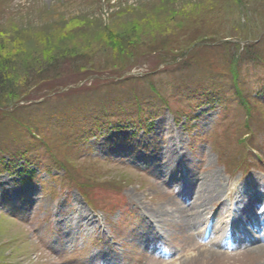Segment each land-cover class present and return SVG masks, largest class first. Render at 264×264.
<instances>
[{
  "label": "rangeland",
  "instance_id": "rangeland-1",
  "mask_svg": "<svg viewBox=\"0 0 264 264\" xmlns=\"http://www.w3.org/2000/svg\"><path fill=\"white\" fill-rule=\"evenodd\" d=\"M223 1L226 0H0V61L8 56L13 62L20 60L27 64L31 56H40L38 61L31 60L40 62L35 65L37 68H29L30 78L35 81L44 75H38L43 60L58 51L62 43H70L71 49L77 51L72 59H79L57 62L50 68V75L45 73L48 77L46 84L40 85V93H35L32 88L16 105L23 110L13 113L9 109L0 114L11 112L17 115L15 119L18 120L20 114H29L30 107L34 106L39 110L32 115L42 112L49 115L50 109L56 106L77 102L74 101L77 98L93 101L99 93L106 92L112 94L109 99L116 101L106 105L105 109L112 108L113 104L125 109L135 106L136 102L120 99L119 96H135L147 84L161 81V87L171 93L169 85L184 83L189 86L182 85L180 93H195V89L201 92L204 88L201 90L200 87L211 86L208 83L212 80L210 77L207 79V74L218 73L225 78L233 68L238 69L242 85L249 95L247 107L231 100L215 109L206 104L198 110L193 107V111L196 110L194 114L188 111L183 99L178 101L171 97L168 103L170 110L161 109L144 126L128 125L118 119L116 123H124L118 128L117 125L92 128L90 131L95 137L80 141L83 145L81 151H75V148L69 151L65 144V148L56 147L67 130L66 125L44 129L43 142H36L29 151L31 157L42 161L38 170L33 166L27 174H19V170L7 173L0 168V264H259L260 260H264L259 256L262 249L244 255L233 252L230 246L222 251L215 249L222 236L221 232L217 236L215 229L214 232L211 229L203 231L201 235L196 231L188 235L182 231L181 234L156 235L155 243L160 249L169 248L174 254H185L174 260L156 258L142 249V244L146 242H141L143 240L138 237L141 231L159 230L158 222L153 219L155 210L161 207L173 211L172 202L175 204L177 201L174 194L182 189L186 179L190 182L189 178L195 177L197 181L212 173L216 175L215 183L221 184V194L223 192L231 197L227 205H232V211H237V222L242 223L263 212L264 196H260L263 199L257 197L254 203L250 199L252 202L242 204L239 202L245 199L237 198L234 192L239 186V191L246 189L248 196L264 194V65L247 63L237 68L232 59L237 53H242L248 44L263 40L261 48L264 47V0H245L248 3L243 6L247 11L244 21L249 22L245 41L237 38L239 24L244 25V21L238 23L234 13H224L223 10L222 20L211 19L209 22L219 21L215 23L216 27L223 22L228 27V38L224 37L219 42L210 35L201 42L197 52H191L193 46L188 50L194 55L180 60L161 54L145 56L139 53L133 56L136 53H114L99 44L85 50L80 47L75 49L83 39L78 36L82 24L89 25V30L102 29L106 40L115 41L121 47L125 45L123 38H128L127 26L134 31L143 25L144 29L148 27V32H157L171 16L179 18L192 11L200 14L203 7L213 16L221 12ZM233 9L237 10L236 7ZM207 22L208 32L217 29H211V24ZM71 25L78 26L73 32V29L67 32ZM254 28L258 30L255 33L252 32ZM85 30L88 31V28L85 27ZM196 31L201 33V29ZM192 33L182 34L183 37L179 35L177 42L180 45L189 42L191 36H197L194 31ZM80 51L82 55H79ZM128 54L133 58L128 56V60ZM195 60L198 61L193 62ZM181 63L189 65L187 70L173 76L161 74ZM46 93L50 95L47 97ZM140 95L146 101L142 102L140 97L137 100L146 103L145 109H150L151 102L156 99L147 92ZM174 113L182 117L177 118ZM80 119L83 121L77 123ZM75 121L79 128L88 122L82 116ZM16 123L12 120L5 127L0 120V148L4 147L0 161L3 164L11 148L27 146V139L17 136L20 130L15 127ZM75 137L69 140L72 142ZM49 140L54 143L58 154L47 145ZM167 144L185 160L181 169L178 167L175 179L162 181L160 176L169 172L165 171V164H158V160ZM51 152L64 164L63 168L57 166L55 171L48 169ZM64 155H69L66 161H63ZM245 156L252 158L256 163L254 167L262 172L252 177L255 183L251 186H247L249 175L245 174L249 170L238 166L242 162L249 164ZM31 173L35 175L33 180L28 178ZM22 177L25 178L23 182ZM223 201L224 196L219 203ZM216 204L211 205L210 214L212 208L213 214L210 217L211 222L220 227L227 217L216 209ZM247 208L250 212L246 211ZM72 214L78 217L75 224L66 222ZM80 215L85 218L84 221H81ZM145 218L150 222L145 223ZM230 224L229 220L224 227L227 229ZM86 228L88 232L84 230ZM134 228L141 230L133 235ZM148 238L150 235L146 240ZM125 253L137 255L127 260L122 257Z\"/></svg>",
  "mask_w": 264,
  "mask_h": 264
},
{
  "label": "trees",
  "instance_id": "trees-1",
  "mask_svg": "<svg viewBox=\"0 0 264 264\" xmlns=\"http://www.w3.org/2000/svg\"><path fill=\"white\" fill-rule=\"evenodd\" d=\"M224 3V5H223ZM221 4V12H216L215 15L211 16V13L206 12V7H203L200 14H194L195 12L192 11V13H189V15H180L179 18H176L175 16H171L168 21L166 22L165 25H163L160 29H158L157 32H148L149 29L148 27H145L144 29L143 25L141 27H137L136 30H132L130 27H126L125 30L129 31L127 32L126 36L128 38L124 37L123 40L125 41V45L119 47L117 44H115V41L113 42L112 40H106L107 36H105L106 33L102 29H98L94 31V29H91L89 25L82 24L80 28L81 34H79V37H82L81 43L76 47L82 48L85 50L86 48L91 47L93 44L95 45H102V47H106L105 49L110 50L111 52H134L136 54H133V56H136L137 54L141 53L145 56H148V54H153V55H164L166 57H173L175 60H180V58L184 57H191L194 55L191 52H197V49L200 47L201 42L206 41L208 36H213L212 38L215 41H223L228 35L229 31H227V26L223 25V22L220 24V26L216 27V22L219 21H211L209 20H214V19H219L222 20L223 16V10L224 13H230V14H235L236 19L238 20V23H240L241 20L244 21V18L247 17V11L246 9H243V6L246 7L245 5L248 3L245 0H226L223 1ZM233 7H236L237 10H234ZM243 9V10H241ZM246 12V13H245ZM226 17L224 16L223 19ZM206 20H208L207 24L210 23L209 27L212 28H217L215 31L212 33L208 32V27L206 26ZM247 23L244 21L243 24H239V31L237 34V38L240 39L241 41H245L246 38H248V31L247 29ZM78 25H71L69 31L67 32H73L74 28H76ZM88 28V31L85 30V27ZM66 27V26H65ZM100 27V26H99ZM67 28V27H66ZM73 29V30H71ZM78 29V28H77ZM201 29V33H198L196 30ZM252 31L255 33L257 30ZM71 30V31H70ZM79 30L76 31V33ZM103 31V32H102ZM147 31V33H146ZM195 32L197 36H191V40L189 39V42L187 43H182L180 45L177 42V38L179 35L182 36V34H188L192 35V32ZM258 31V30H257ZM225 32V33H223ZM93 33V34H92ZM223 33V34H222ZM92 34V36H90ZM223 36V37H222ZM183 37V36H182ZM225 37V38H224ZM185 38V37H184ZM211 38V39H212ZM228 38V37H227ZM231 38V37H229ZM144 39V43H143ZM213 40V41H214ZM263 40L256 42V44H248L245 46L244 51L242 53H237L233 57V63H235L234 66H237V68L243 65H246L247 63H255L259 65H264V47L261 48ZM78 43V42H77ZM111 43L110 45H108ZM70 44V43H69ZM68 42L62 43L60 47H58V51L52 53L50 58L44 59L40 68L41 70L39 71L38 75H42L39 78V80H34L32 75H30V69L33 68L35 65L39 64L40 62L37 63L38 59L41 58L40 56L35 57L31 56V60H37V61H31L28 60L29 62L26 64L23 61H17L13 62L11 57H4L2 61H0V112H3L4 110H11V112L15 113L17 111H21L24 108L17 107L16 105L19 104V102L23 101V97H25V93H28L29 90L34 89L35 93H40V85L45 83L48 75H50V68L55 66V64L61 63L64 59L68 61L76 60L78 61L79 59H72V55L76 54L77 51H74V49H71L72 46H70ZM69 45V46H68ZM108 45V46H107ZM180 46V48H179ZM191 52H188V50L191 48ZM260 46V47H259ZM6 47V46H5ZM4 47V48H5ZM68 47V48H67ZM128 49V50H126ZM104 50V49H103ZM82 51V50H81ZM79 52V55H82V52ZM142 55V56H143ZM131 55L128 54L126 55L127 59L130 60ZM196 57V55H195ZM71 59V60H69ZM173 59V61H174ZM75 61V62H76ZM198 60H195L193 62H197ZM175 62V61H174ZM34 64V65H33ZM75 64H78L77 62ZM187 65V66H186ZM180 64V65H175L176 67H171L169 70L163 71L161 74L167 73L171 76L181 73V71L187 70V67H189L188 64ZM44 67V68H42ZM35 68H37L35 66ZM48 68V69H46ZM44 69V70H43ZM35 70V69H34ZM49 70V72H48ZM46 71V72H45ZM47 73L48 75H45ZM227 77L223 78V75H220L218 73L212 74H207L208 77L207 79H210L208 84H211V86L208 85V87H200L201 92H196L195 93H180V88L182 89V85H186L184 83H181L180 85L173 84L169 85V90L171 93H168V90H164V88L161 87V81L159 83H150L149 85L147 84L146 86L142 87V91H138V94H135V96H129L127 94H124L120 99L125 98L126 100L130 99L131 101H135L136 104L135 106H129L125 109L120 108L119 106H115L113 104L112 108H106V105H111L114 103L116 100H111L109 99L112 94L110 92L106 93H99L97 97L93 101H89L86 98L82 100H78L77 102L65 104L63 106L59 107H54L50 109L49 115L44 114L43 112L37 116L32 115V112L37 113L36 111L39 110L38 107L31 106L30 107V112H27L29 114H20V119L16 120L17 118L14 114H11L9 112L8 114H0V120H2L3 126L8 127L9 124L11 123L12 120H15L17 123L15 127L20 130V134L17 135L18 137L21 138V136L25 139H27V146L25 147H18L16 145L15 148H11L8 153H7V159L6 163H2L0 168L3 172L11 173V172H18L19 174H27L29 169L31 167L36 166V169L38 170V164L40 165L42 161L40 162L38 159L34 158L33 156L31 157L29 155V151L32 150V147L34 146L33 144L43 142V137H42V131L44 129L54 127L56 125L58 126H64L67 127L66 132L62 133V139H60V143L56 144V147L59 148H65L64 144L66 147H68V150L70 149L75 151L78 149L81 151L83 149V145L81 142H85L88 138L89 140L94 138L95 135L93 132L90 130L93 129H102L103 127H113L116 126V128L120 127L124 123H116L118 119L124 120L128 125L132 124L134 126H144L147 123H150L151 118L154 116H157L158 112H161V109L163 110H168V103L171 102V97H174L178 101H181L183 99L186 102V108L190 113L192 114L193 107L198 106V105H204V104H209V105H226L228 101L231 100H237L239 105L246 106L247 107V93H246V88H244V85H242V81L240 80V74L238 69L234 68L230 70V72L227 73ZM37 76V74H36ZM216 81V83H214ZM146 84V83H145ZM193 85V83H192ZM189 86V85H186ZM165 87V85H163ZM196 88V86H194ZM166 88V87H165ZM143 92H147V94H150L151 97H154L153 102H151L153 105L151 106L150 109H145L146 99H144L140 94ZM47 97L50 95L46 93ZM25 95V96H24ZM249 96V95H248ZM132 99H131V98ZM140 97V100H137ZM252 97V96H251ZM116 99V98H115ZM98 103H97V102ZM91 102H96L95 104H92ZM141 103V104H140ZM158 105V106H157ZM33 108V110H32ZM97 109V110H96ZM96 110V111H94ZM170 110V109H169ZM3 114L6 115L3 118ZM17 114V113H16ZM190 114V115H191ZM145 115H147L145 117ZM174 115L177 118L182 117L179 113H174ZM78 116H82V119L87 120L88 122H85L87 124H83V126H80V128L76 125L77 123L83 121V120H78L76 123L75 119L78 118ZM148 118V119H147ZM150 118V119H149ZM114 123V124H113ZM121 124V125H119ZM73 126H76L73 129ZM133 126V127H134ZM4 127V128H5ZM73 129V130H72ZM104 129V128H103ZM56 130V129H55ZM70 130V131H69ZM99 131V130H98ZM77 133V134H75ZM87 133V134H86ZM93 133V134H92ZM97 133V130L96 132ZM67 135V136H66ZM76 136L75 139L72 138V142L69 140L71 137ZM249 139V138H248ZM81 141V142H80ZM70 142L72 144H70ZM18 144V143H17ZM53 153H57V148H55L54 143L49 140L47 144ZM31 146V147H30ZM82 147V148H81ZM34 148V147H33ZM48 148V149H50ZM4 149V147H3ZM2 148H0V155L3 153ZM77 150V151H78ZM4 151V150H3ZM51 152V153H52ZM68 153V151H66ZM48 159L50 161V166L48 164V169L49 170H57V166H61L62 168L64 167L63 163H60L58 158H56L55 155ZM63 154L65 152L63 151ZM68 156L64 155V160H67ZM55 161V162H54ZM3 164V165H2ZM34 173L29 174L28 178L30 180H33L32 175ZM25 178L22 177V182Z\"/></svg>",
  "mask_w": 264,
  "mask_h": 264
},
{
  "label": "bare ground",
  "instance_id": "bare-ground-1",
  "mask_svg": "<svg viewBox=\"0 0 264 264\" xmlns=\"http://www.w3.org/2000/svg\"><path fill=\"white\" fill-rule=\"evenodd\" d=\"M173 148H171L169 144L164 146L163 147L164 153L162 157L158 160V164L159 165L165 164L164 169L165 171L169 172L167 174L160 176L162 181H164V179H167L168 181V178L169 181H171L172 178L175 179L176 178L175 173L177 172L178 167L179 169H181L180 168L181 164L185 160V157L180 156L177 150L175 148L173 150ZM167 162L172 164H167ZM158 169L159 168H157L156 170ZM191 179H194L196 181L195 177L189 178L190 182L193 181ZM187 180L188 179H186L185 184H183L182 189L180 191L179 190L176 191L174 194L175 195L174 197L175 199H177V201L175 204L174 202H172L174 207L173 211H168V210L166 211L165 208H161V207L155 210L154 215L156 216H153V219L154 220L156 219V221L158 222L157 224L160 231L157 229L155 230L154 228H152L154 231L151 229H149V231H146L144 235L145 238H147L150 235V238L147 239L148 242H146L147 245H150L151 241H155V238L157 236H162L163 233L181 234L182 231V232H187L185 234L188 235L191 231H196L197 232L196 234L201 235V232L203 230L208 231L210 229H213L211 225L209 226V223L211 222V217L210 218L208 217L211 211L212 203L216 202L217 203L216 205H218L217 209L223 212L224 205H227L231 200L229 194H223V192L221 194V184L215 183L216 175L214 173L203 176L196 183H194L195 181H193V183H190L187 182ZM190 188H192L193 191H191ZM223 196H224V201L222 203H219ZM246 211L250 212L249 208H247ZM236 213L237 211L235 210L232 211L228 209L226 211V215L228 219L231 218V215L233 217L231 219V224L227 229L226 227H222V226H220L221 227L220 230L218 229L223 234L222 235L223 238H226L227 233L228 232L231 233L232 231H233L232 233L235 234L240 232L238 235L244 234L243 236L246 237L251 233V231L253 232V230H261L263 225L259 223H263V222L260 221V219H257L256 216L253 217L251 216L248 219V221H251L249 223H247L246 221L239 223L237 222ZM77 219H78L77 215L72 214L71 216L68 217V219H66V222L69 223V221H72L73 224H75ZM80 219L81 221L85 220V218L81 215H80ZM145 221H147L148 223L150 222L149 219L146 218L144 219V222ZM84 230L88 232L87 228ZM140 230H141L140 228H137V230L134 228L133 235L134 233H137ZM68 234L71 235L70 233ZM138 237L143 240L142 231L138 233ZM223 238L221 239L220 242L217 243L215 249L217 250L220 249L221 251L223 250L222 249L224 246L223 241L225 240ZM259 248L256 247L254 249L249 248L245 251V253H249L250 251H254ZM262 251L260 252L261 255H259L261 258L264 257V252ZM184 252L186 253V251ZM183 255L185 254L184 253L179 254L176 259L181 258ZM259 264H264V260L263 261L260 260Z\"/></svg>",
  "mask_w": 264,
  "mask_h": 264
}]
</instances>
